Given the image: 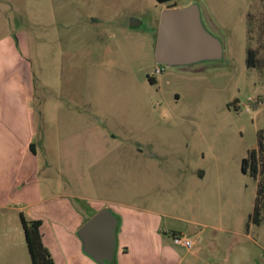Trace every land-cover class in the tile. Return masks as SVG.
Wrapping results in <instances>:
<instances>
[{"label": "rangeland", "instance_id": "rangeland-1", "mask_svg": "<svg viewBox=\"0 0 264 264\" xmlns=\"http://www.w3.org/2000/svg\"><path fill=\"white\" fill-rule=\"evenodd\" d=\"M215 1L174 0L162 6L155 0H9V28L20 30L29 45L40 170L49 161L48 171L59 170V141L54 138L68 141L92 130L90 118H79L77 108L68 105L66 92L75 88L90 103L84 115L92 116L96 109L110 136L136 138L140 148L135 157L129 156L134 146L123 138L119 150L96 161L94 183L100 198L119 197L134 207L133 214L161 208L191 218L186 211L200 189L191 182V173L241 171L257 132L264 131V33L252 31L250 24L244 31L240 17L231 16L234 23L227 28L219 22L225 17L214 14L226 8V1ZM255 2L247 0L244 8L252 4L248 12L254 13ZM190 4L199 7L205 27L219 39L223 57L165 67L160 77L154 67L150 76L159 82L150 87L144 82L146 73L137 71L146 64L142 50L127 43L121 30L137 25L140 32L131 30L133 34L151 31L155 44L160 11ZM247 35L259 38L249 39L245 47ZM248 48L255 51L256 68L245 64ZM257 99L262 102L253 109ZM63 105L70 112L61 114L59 126H51L49 116ZM163 188L169 191L158 193ZM212 209L217 213L216 204Z\"/></svg>", "mask_w": 264, "mask_h": 264}, {"label": "crops", "instance_id": "crops-1", "mask_svg": "<svg viewBox=\"0 0 264 264\" xmlns=\"http://www.w3.org/2000/svg\"><path fill=\"white\" fill-rule=\"evenodd\" d=\"M225 1L226 8L214 12L225 17L220 23L229 28L234 23L231 16L240 17L244 31L250 24L252 31L264 33V0H256L254 13L248 12L252 4H248L247 10L244 8L247 0ZM9 16V0H0V264H31L20 215L41 221L42 242L54 264H98L84 252L78 232L104 208L117 219L114 264H264V221L246 228L254 207L256 182L251 184L248 180L251 177L242 171H214L209 176L204 171L191 173V182L200 186L199 192L193 193L191 209L186 211L191 212V218L161 208H146L141 210L143 214H133L134 207L119 197L100 198L94 183L96 161L107 152L119 150L123 138L125 142L131 141L129 146H134L128 151L129 156L135 157L140 148L136 138L110 136L101 126L96 109L92 116L84 115L90 103L80 89L67 90L68 105L77 108L79 118H90L91 123L86 124L92 130L68 141L54 138L59 141V170L48 171L50 161L40 170L36 159L38 148H34L35 116L31 106L34 78L29 45L20 30L9 28ZM255 25L259 26L256 30ZM136 26L131 25L121 33L127 43L142 50L146 64L138 66L137 71L146 73L144 82L152 87L159 82L150 76L157 66L155 44L151 31L133 34L131 30L139 31ZM250 37H245V47L249 39L256 42L259 38ZM69 110L67 105L57 108L55 116L53 113L49 116V122L54 120L51 126H59L61 114ZM63 117L69 119L68 114ZM256 147L257 141L251 149ZM168 191L169 188H163L158 193ZM214 204L217 213L212 209ZM170 233L189 238L192 248L173 245Z\"/></svg>", "mask_w": 264, "mask_h": 264}, {"label": "water", "instance_id": "water-1", "mask_svg": "<svg viewBox=\"0 0 264 264\" xmlns=\"http://www.w3.org/2000/svg\"><path fill=\"white\" fill-rule=\"evenodd\" d=\"M222 57V45L205 27L196 4L165 8L160 12L154 45L157 65L179 68L219 61ZM116 225V217L108 208H104L78 232L84 252L98 264L113 262Z\"/></svg>", "mask_w": 264, "mask_h": 264}, {"label": "trees", "instance_id": "trees-1", "mask_svg": "<svg viewBox=\"0 0 264 264\" xmlns=\"http://www.w3.org/2000/svg\"><path fill=\"white\" fill-rule=\"evenodd\" d=\"M174 0H155L159 5L172 2ZM255 51L248 48L246 50L245 64L247 68H256L255 66ZM161 68V73L165 67L158 65ZM261 99H257L253 109L261 104ZM30 151L34 153L33 145H29ZM240 170L247 174L256 182V197L251 215L246 223V228L249 224L259 226L264 221V131L257 132V147L247 152L246 157L241 160ZM20 222L24 233V239L31 264H54L50 253L43 245L42 235L40 232L41 221L27 220L20 215ZM110 264H114V261Z\"/></svg>", "mask_w": 264, "mask_h": 264}, {"label": "built area", "instance_id": "built-area-1", "mask_svg": "<svg viewBox=\"0 0 264 264\" xmlns=\"http://www.w3.org/2000/svg\"><path fill=\"white\" fill-rule=\"evenodd\" d=\"M160 72H161V68L157 65L155 68V73L160 74ZM248 101H251V100L249 99ZM247 111L248 110L246 109V112ZM170 238H171L173 245L175 246L182 247L187 250H190L192 248V241L184 235H179V234L177 235V234L170 233Z\"/></svg>", "mask_w": 264, "mask_h": 264}]
</instances>
